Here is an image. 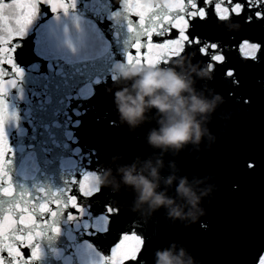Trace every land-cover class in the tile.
Here are the masks:
<instances>
[{"label":"water","instance_id":"water-1","mask_svg":"<svg viewBox=\"0 0 264 264\" xmlns=\"http://www.w3.org/2000/svg\"><path fill=\"white\" fill-rule=\"evenodd\" d=\"M57 2L64 7L55 13L40 4L38 15L22 29H0V44L19 36L13 40V57L21 69L0 68V144L7 141L11 149L0 162V181L10 183L0 187L13 189L10 196L0 192V213L17 215V203L35 201L40 235L31 246L40 254L32 264H104L120 230L132 225L146 236L144 264H156L157 250L171 245L174 264H256L264 251V55L247 60L232 46L242 38L264 40V21L245 24L244 16L225 17L197 29L227 53L225 64L202 76L197 73L209 66L195 48L171 63L129 59L140 25L127 15L122 0ZM140 3L149 10L172 6L170 0ZM11 9L12 0H0V14ZM228 68L236 69L237 85L226 77ZM169 70L188 83L181 92L186 108L193 95L205 101L222 97L211 113L192 114L200 122L201 138L179 148L149 143L153 131L159 133L169 118L178 119L172 112L145 106L142 116L130 122L120 111L129 97L136 98L143 76ZM126 172L154 182L155 193L193 213L197 222L170 218L168 208L153 210L141 202L139 191L125 182ZM81 174L79 191L84 197L96 195L80 199L84 213L76 215L67 209L75 201L59 192L68 186L75 192L69 182ZM182 178L200 198L195 208L177 193ZM49 191L59 197L58 208L44 219L40 206L47 207ZM106 206L119 212L103 233V222L94 218ZM30 251L24 250L25 257Z\"/></svg>","mask_w":264,"mask_h":264},{"label":"snow or ice","instance_id":"snow-or-ice-1","mask_svg":"<svg viewBox=\"0 0 264 264\" xmlns=\"http://www.w3.org/2000/svg\"><path fill=\"white\" fill-rule=\"evenodd\" d=\"M47 4L51 11L55 13L58 9L63 8L64 4L57 0H12V9L4 14H0V29L14 30L23 28L31 23L32 17L38 15L39 5ZM123 6L128 8L127 15L137 18L136 24L140 25V31L135 33L134 42L131 46V52H128V58L139 57L142 61L150 63H171L178 55H184L193 48L197 54L206 57L205 62L215 71L217 65H223L227 59V53L224 46L219 41L207 40L197 32V29L208 25L209 20L219 21L223 18L232 19L233 17L244 16V23L251 24L255 21H264V0H170L172 5L165 10H149L142 6L140 0H122ZM245 13L248 15L245 16ZM116 14V13H114ZM113 14V15H114ZM135 31V29H133ZM235 36V34H233ZM14 37V39L18 38ZM160 38V39H157ZM13 40L9 43L7 40L0 44V68L3 70L5 65L19 73L21 69L14 63L13 54L15 46ZM8 46L5 47L4 45ZM254 51L247 49L253 48ZM238 50L244 59L257 61L264 55V40L253 41L248 38H242L236 41L232 46ZM225 75L230 79L231 84L239 83L236 77V69L228 68ZM11 151L8 142L0 144V162L7 160V152ZM252 168L253 164L250 163ZM84 179L81 174L79 180L72 179L70 185L59 192V196L71 197L75 201V206L67 207L74 209L75 214L84 213V207L79 203L80 199H91L84 197L79 191V181ZM10 181L3 180L0 184L6 185ZM43 191V190H42ZM0 192L4 196L13 194L11 187L2 186ZM47 207L41 205L47 219L49 215H55L58 208L55 201L58 196H52L49 191ZM38 198L47 199L38 193ZM32 199V197H28ZM33 205H15L13 215L11 211L0 213V264H32V260L38 258L39 248H32L34 237L40 235L37 228V220L33 214ZM119 212L118 208L106 206L104 211L94 219L99 224L103 222V233L111 230L112 219ZM84 217V216H83ZM82 217V218H83ZM94 231H97L93 228ZM146 236L137 229L135 225L128 228L127 231L121 229L118 238L114 241L109 249V254L103 256L104 264H144L143 250L146 245ZM30 249V256L25 257L24 250ZM7 256V260L5 259ZM256 264H264V251H261L257 257Z\"/></svg>","mask_w":264,"mask_h":264},{"label":"clouds","instance_id":"clouds-1","mask_svg":"<svg viewBox=\"0 0 264 264\" xmlns=\"http://www.w3.org/2000/svg\"><path fill=\"white\" fill-rule=\"evenodd\" d=\"M210 71H212L210 67L201 69L197 75L208 76ZM138 87L139 91L136 98L129 97L130 104L124 105L120 109L130 122L142 116L145 106L154 107L160 113L172 112L175 117H178V119L169 118V122L160 128L159 133L153 131L150 134L149 143L156 147L173 146L179 148L189 140L198 143L202 135L200 122L196 121L192 114L211 113L216 106V102H222V97L219 94L215 95L212 101L201 100L193 95L191 96V104L186 108L185 99L181 97V92L188 90V83L170 70L167 72H149L142 77ZM158 90H161L162 94H156ZM145 96L149 97L147 101L144 99ZM160 163V161H157L158 165ZM151 175L154 178L157 176L155 168L152 169ZM124 179L126 183L133 185L139 191V200L148 202L149 207L153 210L163 206L168 208L170 218L191 219L192 223L197 222V217L193 213H185L181 208L173 207L174 202L171 199L166 198L163 194L155 193L156 184L154 182L143 176H133L131 172H126ZM185 184L186 180L182 178L177 185V193L187 197L188 204L191 208H195L200 198L185 187ZM200 215H203V212ZM201 226L206 227L203 224ZM171 247H174V245L164 251L157 250L155 254L157 257L156 264H174V258H172L170 251ZM180 255H183L182 249ZM177 264H179L178 261Z\"/></svg>","mask_w":264,"mask_h":264}]
</instances>
